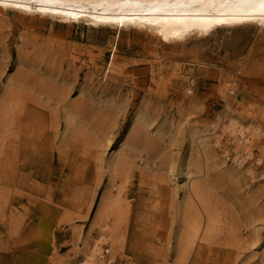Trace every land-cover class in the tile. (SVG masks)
<instances>
[{"label": "rangeland", "instance_id": "374dc122", "mask_svg": "<svg viewBox=\"0 0 264 264\" xmlns=\"http://www.w3.org/2000/svg\"><path fill=\"white\" fill-rule=\"evenodd\" d=\"M6 19L2 31L10 37L7 49L10 48L11 52L8 59L4 58L1 51L5 44L0 42V62L6 65L0 88L5 76L14 73L15 40L20 33L25 34L26 60L35 64L37 71L45 70L49 73L47 76L55 77V80L59 75L62 78L57 84L54 79L47 80L48 90L35 92V99L28 95L27 101L41 114L30 121L31 129L55 137L52 165L57 168L59 164L61 175L69 183L65 196L69 197L67 193L73 191L74 200H71L73 205L69 215L64 217L51 219L44 207L39 211L40 207L15 210L14 172L5 164L0 170V264H81L84 261V248L98 239L102 225L94 217V203L102 191L107 190V179L104 173L102 179L96 178L98 164L100 161L103 163L123 138L125 143L132 138L131 144L139 152L135 167L141 170L143 182L140 184L141 192H137L139 199H131L135 207H132L128 217L121 220L122 228L127 229H124L121 248L111 264H182L173 257L181 222L179 206L182 198L168 182L165 168L169 161L177 164L184 155L188 128L210 127L226 105L235 116H243L239 119L243 124L249 122L244 119L249 115L257 117L255 122L264 127L260 118L264 114V98L260 97H264V76L247 74L240 76L241 80L238 76L237 80H233L231 77L234 74H223L224 68L218 62L224 56L225 44L231 43L245 51L250 42L249 33L225 31L216 36L224 41L222 46L216 45V38L191 40L183 52L180 48L175 51L171 46L162 47L154 39L132 31H121L115 41L114 31L107 29L69 28L60 23L51 25L50 21L38 23L26 20L20 24L11 20L9 13ZM193 47L199 49L201 61L206 65L192 66L194 59L188 51ZM114 48L116 50L112 53ZM51 51L61 56V68L50 55ZM177 54L182 55V61L177 59ZM112 55V74L109 75L112 78L105 81L101 75ZM70 58L75 59L73 67L66 64ZM183 63L192 65L181 70ZM30 74H33L31 78H36L35 72ZM125 78L132 79V82ZM38 85L33 89L38 90ZM56 85H67L66 97L55 94ZM101 85H106L104 90L99 88ZM107 86L109 88L105 90ZM70 103L79 108L76 114L79 127L75 129V138L69 140L76 147L58 151L62 147L57 136L63 130L60 111L63 105ZM136 114L142 117L137 126L141 129H137L136 133V127L131 134L127 131ZM54 116H59L57 123ZM146 123H151L150 128L155 130L148 133ZM109 128L112 149L102 152L101 148H96L95 154L93 145L90 147L92 156L97 158L93 162L97 165L94 171L86 144L92 142L102 129ZM39 129L42 131H37ZM181 129L184 130L183 135ZM217 132L220 133V129ZM215 148L217 157H222L220 147ZM88 164L91 168L87 167ZM226 164H232L231 159L226 160ZM263 169L264 163L256 168L254 181H247V184L245 179L233 183L221 171H210L214 180L212 199L216 198L219 202L216 215L219 222L208 247L216 253L230 255L232 264L260 263L259 259L250 256L258 249L260 240L264 239V177L257 176ZM21 173L20 192L27 197L28 203L45 202L48 198L47 174H39L32 167L29 172ZM116 186H120L119 181ZM78 192L84 195L77 204L75 194ZM90 193L94 194L92 204L87 199ZM21 203L26 204L23 198ZM105 222L111 225L113 217L108 215ZM250 238H257L258 241L249 248ZM208 261L207 264H219L214 260Z\"/></svg>", "mask_w": 264, "mask_h": 264}, {"label": "bare ground", "instance_id": "6f19581e", "mask_svg": "<svg viewBox=\"0 0 264 264\" xmlns=\"http://www.w3.org/2000/svg\"><path fill=\"white\" fill-rule=\"evenodd\" d=\"M148 2L151 3V0ZM143 3L144 0H60L57 4L44 3L43 0H2L0 3V42L5 46L1 55L8 59L9 52H11L10 48L7 49L10 37L2 31V24L7 21V13L10 14L11 20L20 24H24L26 20L38 23L50 21L51 25L60 23L69 28L86 26L107 29L114 31L115 41L119 39L121 31H132L154 39L162 47L171 46L175 51L177 48L183 51V48L191 40L216 38L218 39L216 45L222 46L224 41L216 37L217 35L223 34L225 31L242 30L249 33L248 48L244 51L231 43L223 46L224 56L218 60L224 68L223 74L226 76L234 74L231 77L233 80H237V76L247 74L264 76V15L260 14L261 10L236 9L231 5H224L222 2L214 6L159 7L157 10L153 7L141 6ZM249 12L252 14H247ZM157 21L159 22L157 23ZM218 21L227 22L218 23ZM15 47L16 53L12 66L14 73H6L5 82L0 88V170L6 165L13 169L16 188L13 195L15 210H33L35 207H40L39 211L42 209L41 207H44L51 219L68 216L73 205L71 200H74L72 197L74 192L70 191L67 193L69 197L65 196L66 185L69 183L61 175L62 169L59 164H57V168L52 165L55 157L53 147L55 137L51 138L31 129L30 121L36 119L37 116L40 117L41 114L27 101L28 95L31 94V97L35 99L36 96L33 95L36 94L35 92L48 90L47 88L50 86L46 85L47 80L54 79L57 84L58 79L62 78L59 75L55 80V77L47 76L49 73H46L45 70L37 71L36 65L26 60L28 53L24 33H20L16 37ZM115 50L116 48L112 53ZM52 52L50 55L55 58L53 60L61 68L63 66L61 56L56 51ZM188 53L192 55L194 65L183 63L186 67L187 65H206L201 61V54L197 47L191 48ZM177 59L182 61V55L177 54ZM66 62L68 67H73L75 59L70 58ZM112 63L113 55L101 75L105 77L103 78L105 81L112 78V75L109 76L112 74ZM5 66L0 62V81L3 80L1 77ZM32 72H35L36 78L30 77L33 75L30 74ZM91 76H89L90 80ZM127 80L132 82L130 78ZM36 84H39L38 90L33 89ZM97 84L99 85V83ZM55 87L53 91L56 95L67 96V91H65L67 85L62 87L56 85ZM105 87L106 85H101L99 88L104 90ZM108 88L109 86L105 90ZM246 107L247 105H245ZM77 112H79V108L75 103L62 106L60 118L63 130L57 136L61 141L62 148H59L58 151L63 148L67 150L76 147L69 140L75 138V129L79 127L76 122ZM242 117L235 116L226 105L210 127L203 129L189 127L185 135L186 151L184 155L177 164L172 160L169 161L165 168L168 182L172 183L182 198L179 206L181 222L175 241L176 252L173 256L179 263L207 264L210 259L219 262V264H232L230 255L216 253L208 247L216 230L217 222H219L216 216L219 212L217 209L219 202L216 198L212 199L214 180L210 171L213 169L221 171L226 179L232 180L233 183H238L243 179L246 180V184L247 181L251 183L254 181L256 168L264 163V127L255 122L257 117L249 115L244 118L249 122L243 125L244 122L239 120ZM260 118L264 121V114L260 115ZM54 119L56 121L59 116H54ZM140 120H142L141 116L134 115L127 132L130 131L132 134ZM151 123L145 125L148 133L155 130V128H150ZM137 129H141V127L136 128V133ZM218 129H220V133L217 132ZM8 131H10L7 134L9 136L5 134ZM37 131H42V129ZM180 131L183 135L184 130ZM7 137L8 140H6ZM131 140L133 139L130 138L125 143V138L120 139L112 149L111 129L109 128L102 129L92 142L86 144L90 149V164H94V171L96 164L93 162L97 158L92 156L90 147L93 145L94 151L96 148H101L102 152L111 149L112 151L103 160V163L100 161L98 164L100 167L96 178L102 179L104 173L107 179V190L102 191L94 203V217L99 219L102 225L98 239L88 243L84 248V261L81 264H111L121 248V238L125 236L126 230L124 229H127V227L122 228L121 220L123 217H128L132 207H135L131 203V199H139L140 184L143 182L141 170L135 167V159L139 152L137 151V154V148L133 147ZM215 147H220L222 157H217ZM255 151L258 153L257 155H255ZM79 153L82 154L81 151ZM229 154L232 155L230 157L232 164L227 166L226 160H228ZM31 167L39 174L44 172L47 174L48 198L45 202L33 201L29 204L27 197L20 192L21 172L27 170L29 172ZM87 167L91 168L89 164ZM257 176L263 178L264 169ZM118 181L120 186L117 187ZM83 195L82 192L75 194L77 204L81 202ZM22 198L26 202L25 205L21 203ZM88 198L89 204H92L94 194L90 193ZM108 215H111L114 220L111 225L105 222ZM249 241L250 248L255 246L258 239L250 238ZM259 244L258 249L251 254L250 258L256 257L260 261L259 264H264V239L260 240ZM105 253H108L109 256Z\"/></svg>", "mask_w": 264, "mask_h": 264}, {"label": "snow or ice", "instance_id": "6c2138e0", "mask_svg": "<svg viewBox=\"0 0 264 264\" xmlns=\"http://www.w3.org/2000/svg\"><path fill=\"white\" fill-rule=\"evenodd\" d=\"M44 3L57 4L60 0H43ZM223 3L224 5H231L236 9H250V10H261V15H264V0H151V3L148 0H144L143 5L153 7L154 9L159 10V7H200L205 5H216L218 3ZM2 3V0H0ZM7 6V5H5ZM30 10V9H29ZM251 15L252 13H247ZM150 23L152 21H149ZM159 21H157L158 23ZM227 21H218V23H225Z\"/></svg>", "mask_w": 264, "mask_h": 264}, {"label": "water", "instance_id": "95a60500", "mask_svg": "<svg viewBox=\"0 0 264 264\" xmlns=\"http://www.w3.org/2000/svg\"><path fill=\"white\" fill-rule=\"evenodd\" d=\"M185 67H186V66H185L184 64H182V65H181V70H184Z\"/></svg>", "mask_w": 264, "mask_h": 264}, {"label": "built area", "instance_id": "2783aa9c", "mask_svg": "<svg viewBox=\"0 0 264 264\" xmlns=\"http://www.w3.org/2000/svg\"><path fill=\"white\" fill-rule=\"evenodd\" d=\"M243 125H245V124H243ZM230 157H232V155H229V156H228V160L230 159ZM252 160H253V159H252ZM252 160H251V161H252Z\"/></svg>", "mask_w": 264, "mask_h": 264}]
</instances>
